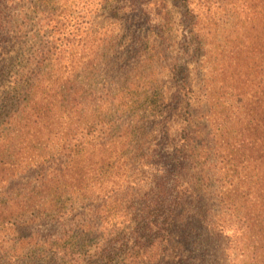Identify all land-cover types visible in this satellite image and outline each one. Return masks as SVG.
I'll return each mask as SVG.
<instances>
[{"label":"trees","instance_id":"obj_1","mask_svg":"<svg viewBox=\"0 0 264 264\" xmlns=\"http://www.w3.org/2000/svg\"><path fill=\"white\" fill-rule=\"evenodd\" d=\"M23 1L0 0V264H264V0H218L235 30L215 58L193 0H100L122 28L90 60L51 40L66 38L57 1L28 6L38 18ZM173 8L198 98L188 64L168 62ZM141 61L171 83L89 95L88 79L121 83Z\"/></svg>","mask_w":264,"mask_h":264},{"label":"rangeland","instance_id":"obj_2","mask_svg":"<svg viewBox=\"0 0 264 264\" xmlns=\"http://www.w3.org/2000/svg\"><path fill=\"white\" fill-rule=\"evenodd\" d=\"M35 0H24L22 2V6L25 7V12L28 14V17H44L42 14V11L39 13L33 12L32 10L28 8V6H34ZM57 1L55 5H52L53 7H56V15L58 20H60V23L62 24L60 27L63 29V35L66 36V38H59V33L53 34L51 27L47 30V32L51 33L52 31V38L51 40L57 41V42H70V44H75L79 46H75L74 51L77 53L76 57H83L82 59H92L91 58V51L93 49V45H96L100 39L105 38L106 36L110 35V33L116 29L115 35L118 34V30L122 28V26L119 23L118 20L110 19L108 16V11L106 9H102V4L100 0H54ZM174 0H169L170 6H174V3L172 2ZM43 7H47L50 4H47L46 2L42 3ZM193 6L195 7L196 11L199 13V20L201 21V25L204 27L203 31L207 32L208 35H206V40L209 43V46H207V49L211 50V55L213 58H215V55L217 56V49L218 47H221V45H226L228 43H231V31L235 30V26L233 24H225L224 18L227 16L225 12L221 10V7H219V1L218 0H212V4L209 7L206 4V0H193ZM48 10V8H47ZM229 13H232L231 6L228 9ZM240 15V14H239ZM245 18L240 17L242 20V24H239V32H244V36L247 32L248 36H251V31L249 29V17L248 15L245 16ZM227 21V20H226ZM56 23V22H55ZM54 23V24H55ZM185 25V22L182 21V12L179 11L177 8H173V15H172V22L169 23L170 28H172V42L169 47V56L168 62L170 63V60H173L174 58H179L180 63H186L188 64L189 69L191 70V85L194 88V91L196 93L194 94L195 98H198L202 94V90L200 91V83L202 79V75L200 71L202 70L198 66V58L193 57L192 55L186 54L183 50V44L184 37H183V27ZM138 28H135L133 26L132 29L129 28L128 31H126L124 27V33H122L120 36L117 37L118 42L120 40L123 41L124 44L131 43L132 40L135 41L134 36H138L140 32L143 30L145 31L146 27L149 26L148 23L142 24L141 27L138 25H135ZM246 31V32H245ZM237 33V31L235 32ZM46 33H44L45 35ZM261 37V35H259ZM47 37V35H46ZM51 37V36H50ZM106 39V38H105ZM114 39L112 36L108 37V42L112 41ZM95 43V44H94ZM82 46H89L87 50V54L83 51H81ZM111 62V61H110ZM134 62V59H133ZM136 62V61H135ZM113 63V62H111ZM146 65V66H143ZM101 67H106L105 62L103 61V64H101ZM139 69L133 71V77L127 76V73H124L122 76L121 83L118 82V78H116L115 74H113L112 77H107L104 73L99 74L98 77H94L87 80V85L85 86L90 91V96L94 99V97L97 98L98 101H101V96L104 93H108L111 90V83L113 85L120 84L125 86L127 85V82L132 81L130 83H133L134 88L132 90H135L138 96L142 95V91L144 92L147 87V90L154 92L157 91L156 86L157 85H164L167 86L171 83L169 77L171 76V73L169 70H165L163 74H159L158 71H154L153 74H149L150 70L153 69V66L151 63H147L144 61L138 62ZM216 67V66H215ZM116 78L115 82L113 81ZM82 84V83H81ZM149 84V87L147 86ZM152 85H155L154 88H152ZM151 86V88H150ZM147 103H144L143 101H140L139 109L142 107H145ZM197 107V106H196ZM165 106L162 105L158 108L157 114H161V112H164ZM179 119V118H178ZM176 122V121H175ZM180 122V121H179ZM142 177H146V174L144 176L141 173L134 174L132 176V179L139 180ZM141 181V180H140ZM131 184V183H129ZM133 184V182H132ZM145 184L144 182H141V186ZM128 188V187H127ZM143 190H147V187H144ZM8 233L12 232V236L16 235V230H9L6 229Z\"/></svg>","mask_w":264,"mask_h":264}]
</instances>
